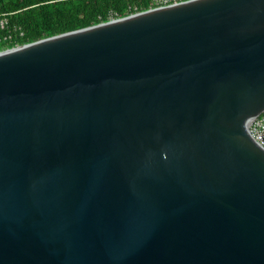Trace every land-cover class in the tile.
Instances as JSON below:
<instances>
[{
  "label": "water",
  "instance_id": "95a60500",
  "mask_svg": "<svg viewBox=\"0 0 264 264\" xmlns=\"http://www.w3.org/2000/svg\"><path fill=\"white\" fill-rule=\"evenodd\" d=\"M264 0H182L0 51V264H264Z\"/></svg>",
  "mask_w": 264,
  "mask_h": 264
},
{
  "label": "trees",
  "instance_id": "16d2710c",
  "mask_svg": "<svg viewBox=\"0 0 264 264\" xmlns=\"http://www.w3.org/2000/svg\"><path fill=\"white\" fill-rule=\"evenodd\" d=\"M154 6V0H0V51Z\"/></svg>",
  "mask_w": 264,
  "mask_h": 264
},
{
  "label": "built area",
  "instance_id": "2783aa9c",
  "mask_svg": "<svg viewBox=\"0 0 264 264\" xmlns=\"http://www.w3.org/2000/svg\"><path fill=\"white\" fill-rule=\"evenodd\" d=\"M180 1L182 0H154L153 7L175 4ZM3 21L4 20H0V25ZM250 130L255 140L259 144L264 145V110L254 116V118L251 120Z\"/></svg>",
  "mask_w": 264,
  "mask_h": 264
},
{
  "label": "clouds",
  "instance_id": "9594fccd",
  "mask_svg": "<svg viewBox=\"0 0 264 264\" xmlns=\"http://www.w3.org/2000/svg\"><path fill=\"white\" fill-rule=\"evenodd\" d=\"M156 7V6H155Z\"/></svg>",
  "mask_w": 264,
  "mask_h": 264
}]
</instances>
